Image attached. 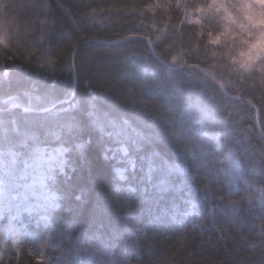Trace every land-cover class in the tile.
I'll list each match as a JSON object with an SVG mask.
<instances>
[{
  "label": "trees",
  "instance_id": "obj_1",
  "mask_svg": "<svg viewBox=\"0 0 264 264\" xmlns=\"http://www.w3.org/2000/svg\"><path fill=\"white\" fill-rule=\"evenodd\" d=\"M181 2L0 0V109L22 106L0 112V158L64 151L55 209L1 233L0 264H264V68L230 84L189 58ZM79 9L111 18L80 26ZM75 75L72 101L22 109L69 100Z\"/></svg>",
  "mask_w": 264,
  "mask_h": 264
},
{
  "label": "rangeland",
  "instance_id": "obj_2",
  "mask_svg": "<svg viewBox=\"0 0 264 264\" xmlns=\"http://www.w3.org/2000/svg\"><path fill=\"white\" fill-rule=\"evenodd\" d=\"M87 0H76L78 6ZM184 1V0H183ZM183 3V2H181ZM209 4L218 5L216 11L221 9L225 13V20L233 25H237L242 32H247V51H241L242 58L239 63V70L244 73L261 69L257 61L264 55V8H258V0H209ZM233 5L238 14H234L227 5ZM203 9H197L196 14L191 10H185V21L190 26H202ZM243 17L247 24L241 21ZM75 22L80 26L95 27L101 26L110 20V16L105 13H97L79 9L73 13ZM248 26L259 27L261 30L255 34L247 31ZM172 31V32H171ZM175 31H164L161 37L165 40H172ZM235 36V33L233 34ZM1 38V35H0ZM235 62V61H234ZM228 81L234 83L239 76L234 74L224 75ZM15 103H10L9 105ZM35 105V101H33ZM20 106V105H18ZM22 107V106H20ZM31 162L20 161L13 153L5 154L0 158V234L5 237L16 238L19 233L20 224H24L25 217H36L37 220L46 221L50 210L55 209L56 198L48 189V180L51 172L61 163L64 151L38 150L34 153ZM230 166L225 172L231 178L230 188L237 186V179L240 178L242 167L239 161L230 156ZM184 173V170H180ZM1 236V235H0Z\"/></svg>",
  "mask_w": 264,
  "mask_h": 264
},
{
  "label": "clouds",
  "instance_id": "obj_3",
  "mask_svg": "<svg viewBox=\"0 0 264 264\" xmlns=\"http://www.w3.org/2000/svg\"><path fill=\"white\" fill-rule=\"evenodd\" d=\"M229 9L238 14L236 8L229 4ZM258 8H264V0H258ZM168 7L172 8L176 17L177 35L185 41V54L194 60L200 57L211 59L214 65L221 70L224 75L234 74L243 75L245 78L255 77V73L248 74L239 70L241 61L240 52L247 51V32H242L237 25L228 23L225 20V13L221 9L217 12L215 9L218 5L209 4V0H184L183 3H170ZM191 10L196 14L197 9H203L205 14L202 16V26L190 28L185 25L180 29L181 16L185 10ZM104 11V9H101ZM241 21L247 24V21ZM259 27L248 26L247 31L256 33L260 31ZM235 33V36L233 35ZM235 61V62H234ZM259 67L264 68V55L257 61Z\"/></svg>",
  "mask_w": 264,
  "mask_h": 264
},
{
  "label": "water",
  "instance_id": "obj_4",
  "mask_svg": "<svg viewBox=\"0 0 264 264\" xmlns=\"http://www.w3.org/2000/svg\"><path fill=\"white\" fill-rule=\"evenodd\" d=\"M136 37H127V38H124L122 40H119V41H114V42H108L109 44H121V43H125V42H128V41H131L133 39H135ZM80 46H78L75 51H74V55H73V62L75 61V58H76V54H77V51L79 49ZM153 53H154V50L152 49ZM188 68H194V69H197L199 70L202 74H204L208 79H210L213 83H215L218 88L220 90H222L223 92H225L223 86L217 82L210 74H208L207 72H205L204 70L200 69V68H197V67H193V66H182V67H172L171 69L172 70H181V69H188ZM76 91H77V77L75 75V83H74V88H73V92H72V96L69 100H66V101H61L59 103H56L54 104L53 106L49 107V108H45V109H41V110H32V109H28V108H22L25 112H28V113H36V114H44V113H48L49 111L55 109L56 107L64 104V103H68L70 101H72L74 99V97L76 96ZM235 99H241L240 97L238 98H235ZM250 105L251 103L249 101H247ZM253 106V105H252ZM16 108H20V106H14V107H11V108H8L6 110L4 109H0V112H3V111H8V110H11V109H16ZM260 114L259 112L257 113V118H259Z\"/></svg>",
  "mask_w": 264,
  "mask_h": 264
}]
</instances>
